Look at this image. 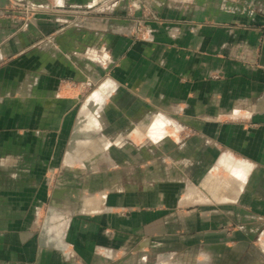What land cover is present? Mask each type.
I'll use <instances>...</instances> for the list:
<instances>
[{
    "label": "crops",
    "instance_id": "0c3cea01",
    "mask_svg": "<svg viewBox=\"0 0 264 264\" xmlns=\"http://www.w3.org/2000/svg\"><path fill=\"white\" fill-rule=\"evenodd\" d=\"M57 1L0 16V264H264V0Z\"/></svg>",
    "mask_w": 264,
    "mask_h": 264
},
{
    "label": "rangeland",
    "instance_id": "374dc122",
    "mask_svg": "<svg viewBox=\"0 0 264 264\" xmlns=\"http://www.w3.org/2000/svg\"><path fill=\"white\" fill-rule=\"evenodd\" d=\"M6 2L5 6L1 8V18H8V19H13L16 21V28L14 30L13 35H20L22 33H25L26 30L29 28V26L37 21V20H42V19H47V18H52L61 16L63 12H66L68 9H63L59 6L57 0H45L44 3L40 1H31V0H4ZM143 7H144V14L143 17H139L135 19V28L132 32V39L134 41H143V42H148L151 40L150 38V30L148 26V22H157L159 21V17L151 11H147V4L143 2ZM85 11V10H83ZM71 14L72 17L68 18L66 20L65 25L70 26V25H75L77 22V14L75 13L76 11L73 9H70L67 11ZM77 17V18H75ZM37 36V35H36ZM40 36V35H39ZM41 37V36H40ZM39 39L34 41L33 44L29 45L26 49L20 50L17 54H13L10 56H6L1 54L0 56V70H1V77L2 75L9 74V73H3L5 71H9V66L12 65L17 67V72L19 74V77L21 76L22 73H24L26 70V67L31 65V61L27 60L25 57L28 56L27 53L31 52L32 50L40 49L44 44H47L46 38H43V36ZM47 37V36H46ZM34 68H37L35 70L36 73H39V64L35 62ZM30 69V68H29ZM36 80H30V83L35 82ZM23 82L18 85V89L22 90V88H28L31 87L32 84ZM76 88L80 89L82 92V101L85 102L90 98V96L97 90L100 89L101 85H91V84H81V83H76ZM79 85L80 88H79ZM18 96H23L27 97L26 94H21L20 92H14L12 94V97H18ZM8 157H1V161H7ZM8 169L1 170L0 169V182L5 183L7 181V175L10 176V172L7 171ZM21 175H24L22 173ZM59 172L57 168H51L44 174V178L47 183H48V191L52 192L54 189V186L56 185V182L58 180ZM44 218H42V215L40 216L39 219V226L45 223ZM5 224V222L3 223ZM45 225V224H44ZM258 225L260 226L259 230V235H258V243H261L263 240L264 241V221L258 222ZM230 228L236 229V226H230ZM42 229V228H41Z\"/></svg>",
    "mask_w": 264,
    "mask_h": 264
}]
</instances>
